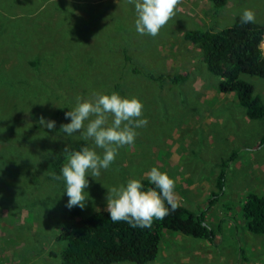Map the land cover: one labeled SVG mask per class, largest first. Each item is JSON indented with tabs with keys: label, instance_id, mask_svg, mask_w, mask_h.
<instances>
[{
	"label": "rangeland",
	"instance_id": "374dc122",
	"mask_svg": "<svg viewBox=\"0 0 264 264\" xmlns=\"http://www.w3.org/2000/svg\"><path fill=\"white\" fill-rule=\"evenodd\" d=\"M245 8L264 23V0H227L213 15L206 0H180L175 16L152 37L136 32L134 5L127 0H0V264H58L49 252L60 249L57 222L70 209L64 180L53 178L43 156L80 138L60 129L70 122L64 113L77 96L110 92L112 79L121 96L139 98L148 123L108 170L87 176L88 198L79 213L106 208L107 188L145 177L156 166L174 179L178 204L203 212L215 231L209 241L164 230L149 264H264V234L246 230L241 209L247 195L264 193V119H249L233 92L220 98L218 78L182 35L227 27ZM122 38L124 44L137 41L143 54L129 51L132 59L124 61L119 49L109 50ZM177 73L188 74L187 80L170 81ZM239 77L264 99L263 78ZM205 111L218 121L191 127V117L203 118ZM41 117L54 120L55 128L42 127Z\"/></svg>",
	"mask_w": 264,
	"mask_h": 264
},
{
	"label": "trees",
	"instance_id": "16d2710c",
	"mask_svg": "<svg viewBox=\"0 0 264 264\" xmlns=\"http://www.w3.org/2000/svg\"><path fill=\"white\" fill-rule=\"evenodd\" d=\"M206 1L211 5L213 15L227 0ZM210 19L209 17V22ZM263 32L264 23L242 24L238 15L231 25L221 29L196 28L184 30L182 33L185 40L201 51V61L207 71L218 78L215 85L218 92H233L249 119H264V99L253 94L251 84L241 79L239 74L255 75L264 79V53L260 48ZM108 33L110 38L111 31ZM112 37L115 38V35ZM124 42L123 38L120 39L115 48L111 46L109 50L117 53L119 49L118 54L124 61L132 59L127 55L129 51L135 56L143 54L142 50L145 48H138L137 41L129 44ZM101 69L96 68V71ZM179 73L168 78L173 83L187 80L188 74ZM118 87L119 83L112 79L110 91H116ZM118 93L122 95L121 92ZM259 144H264V132L259 138ZM85 145V140L74 137L69 140L68 148L78 150ZM63 151L64 149H51L49 154H44L42 163L51 175L61 172L65 163ZM223 174L224 170L221 169L216 176L218 191L222 189ZM139 179L146 187L153 186L145 177ZM215 197L216 193L212 192L208 202H212ZM165 203L167 206V202ZM241 209L246 220V230L253 234H264V193L247 195ZM79 212L77 206H74L62 221L57 222L59 227L56 238L61 246L58 253L49 254L58 257V264H149L157 256L164 230L209 241L214 237L215 231L204 222L203 212L195 214L179 204L175 211L170 209L163 219L154 220L151 228H134L124 221L114 223L103 207L88 213Z\"/></svg>",
	"mask_w": 264,
	"mask_h": 264
},
{
	"label": "clouds",
	"instance_id": "9594fccd",
	"mask_svg": "<svg viewBox=\"0 0 264 264\" xmlns=\"http://www.w3.org/2000/svg\"><path fill=\"white\" fill-rule=\"evenodd\" d=\"M127 3L134 5L136 32L155 37L175 16L180 0H127ZM240 21L255 23L254 10L243 9ZM64 115L70 122L62 124L60 129L68 136L79 133L81 139L91 141L92 145L78 150L67 146L63 151L66 162L60 170L62 175L52 173V176L55 180H64L66 207L83 209L88 198L87 176L98 177L102 169L108 170L119 149L134 144L136 129L146 127L148 121L138 97L121 96L116 91H93L88 97L77 96L75 105ZM39 123L49 130L55 128V121L51 119L41 117ZM96 149L102 151L98 153ZM145 178L153 186L146 187L140 179L128 178L123 184L107 188L106 211L114 223L124 221L134 228H151L154 220L163 219L170 209L176 210L174 179L156 166L150 168Z\"/></svg>",
	"mask_w": 264,
	"mask_h": 264
},
{
	"label": "crops",
	"instance_id": "0c3cea01",
	"mask_svg": "<svg viewBox=\"0 0 264 264\" xmlns=\"http://www.w3.org/2000/svg\"><path fill=\"white\" fill-rule=\"evenodd\" d=\"M186 13H187V11H186ZM262 49V48H261ZM263 52H264V50H263ZM220 93V98L222 99V98H224V97H226V95L228 94V93H221V92H219ZM230 93V92H229ZM207 94L208 95H212L211 94V91L209 90V89H207ZM200 101H203V102H205L204 101V99H202V98H200ZM207 101V100H206ZM205 114H204V117L202 118V117H198V116H196V115H194V116H192L191 117V127H193V128H199L200 127V124L201 123H206L208 126L215 120V122H217L218 121V119L215 117H211V118H209L208 117V114H207V112L205 111L204 112ZM200 119H202V121H200ZM209 142H211V139L209 140ZM177 149V148H176ZM171 154H169V156H168V158H169V162H170V165L171 166H173V162H172V160H171ZM168 158L166 159V160H168ZM165 163V162H164ZM175 165V164H174ZM197 179H199V178H197ZM208 192L207 191H205V194H204V196L205 197H207L208 196Z\"/></svg>",
	"mask_w": 264,
	"mask_h": 264
}]
</instances>
